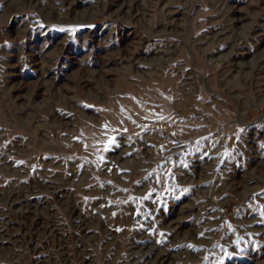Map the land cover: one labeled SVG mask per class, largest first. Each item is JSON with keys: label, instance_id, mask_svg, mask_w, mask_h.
<instances>
[{"label": "rangeland", "instance_id": "1", "mask_svg": "<svg viewBox=\"0 0 264 264\" xmlns=\"http://www.w3.org/2000/svg\"><path fill=\"white\" fill-rule=\"evenodd\" d=\"M0 264H264V0H0Z\"/></svg>", "mask_w": 264, "mask_h": 264}]
</instances>
